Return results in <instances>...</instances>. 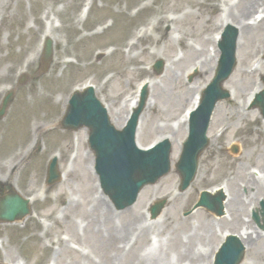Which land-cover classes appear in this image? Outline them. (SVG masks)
Segmentation results:
<instances>
[{
	"label": "rangeland",
	"instance_id": "obj_1",
	"mask_svg": "<svg viewBox=\"0 0 264 264\" xmlns=\"http://www.w3.org/2000/svg\"><path fill=\"white\" fill-rule=\"evenodd\" d=\"M84 1L0 0V41L11 48V63L8 68L0 66V76H14L7 86L15 91L0 119V164L16 162L17 166L13 175L0 167V190L12 185L21 195L30 196V186L33 195L31 214L19 222L0 223V264H98L116 251L114 243L107 242L106 231L127 223L136 211L140 217L131 222L138 220L149 228L135 240L133 253L163 249L173 264H212L208 253L212 257L224 231L263 234L264 181L256 180V189L248 179L252 170L264 169V118L248 98L263 82L264 58L258 65L254 59L264 54V22L243 38V45L240 39L228 87L227 79L223 82L238 105L234 97L217 104L213 126L216 132L223 127L225 133L216 134L200 154L189 187L178 190L179 175L172 168L155 184L145 186L132 206L123 210L112 206L113 219L108 221L97 207L101 190L87 129L71 131L60 126L74 86L90 81L112 124L120 128L135 85L148 80L137 140L147 146L161 135L171 136L179 143L175 156L170 154L176 162L187 134V126L177 124L214 73L218 48L213 35L227 21L238 24L228 15L240 11L246 1L92 0L89 15L80 18ZM259 1L255 7L263 2ZM137 27H143L142 34L140 30L130 37ZM45 33L53 40L51 61L44 67L37 56L27 80L18 85L15 75L25 69L22 54L28 46L40 52ZM157 60L163 62L158 72L152 68ZM17 63L21 65L16 67ZM25 100L31 106L21 110ZM18 141L25 154L19 162L13 154ZM54 154L65 175L47 186V163ZM171 175L174 179L168 178ZM227 180L232 181L231 194H240L235 212L227 205L225 217L203 207L192 210L202 190L223 186ZM164 196L168 202L157 217L149 219L150 206ZM253 212L259 223L252 219ZM263 243L264 238L259 246L245 248L242 262L264 264Z\"/></svg>",
	"mask_w": 264,
	"mask_h": 264
},
{
	"label": "water",
	"instance_id": "obj_2",
	"mask_svg": "<svg viewBox=\"0 0 264 264\" xmlns=\"http://www.w3.org/2000/svg\"><path fill=\"white\" fill-rule=\"evenodd\" d=\"M223 37L225 38L220 43L222 55L215 77L203 91L199 108L191 115L190 137L184 144L180 160L176 164L181 178V190L186 188L192 180L198 156L208 144L203 132L208 125L215 103L229 96V93L222 88V83L229 77L235 66L236 33L235 31L228 35L225 33ZM50 55L49 44L44 56L46 62L50 59ZM155 68L157 70L161 68V63L157 62ZM10 98L4 100L0 115L4 113ZM255 105L264 117V91L257 97ZM142 108L141 103L136 110L135 120L132 119L124 130H117L110 124L105 109L95 98L94 93L87 91L72 98L62 121L63 128L73 130L81 126L89 128V143L97 158L96 169L107 184L105 192L110 195L117 208L129 205L143 184L153 183L169 171V145L158 147L150 152H141L134 147L136 117ZM57 177L58 174L54 170V179ZM3 201L1 205L5 208L0 206V218L4 220H13L28 213L25 202L18 196L16 198L7 197ZM217 202V206L213 204L208 206V196L202 194L199 204L220 213V201ZM161 207L162 205H156L152 208L153 216L159 212ZM223 250L216 264H238L242 259V250L235 245L227 244Z\"/></svg>",
	"mask_w": 264,
	"mask_h": 264
},
{
	"label": "bare ground",
	"instance_id": "obj_3",
	"mask_svg": "<svg viewBox=\"0 0 264 264\" xmlns=\"http://www.w3.org/2000/svg\"><path fill=\"white\" fill-rule=\"evenodd\" d=\"M245 1H246V4L243 3L242 6L239 7V8H241L240 9L241 12L239 10H237L235 12L232 11L233 13L231 12L228 15L232 19L237 20V22H238V24H236V23H233L232 21H227V23H232L238 28V31H239L238 35L239 36H238V44L237 45H240V42H241L240 39H242L241 45H243V38H246L247 34L248 33L250 34V31H252V29H253V28H250L251 26H249L247 23L243 24L241 22V19L243 22H245V20H247V18H245L247 16V15L245 16V13H247V12L250 13L249 12L250 8H252V10H251V13H252L256 8L254 6V4L255 3L257 4L259 2V0H245ZM90 4H92V2ZM89 12H90V9L87 12V16L89 15ZM11 17H9V19ZM1 26H2V24H0V27ZM255 27H257V26H255ZM16 28L17 27H15V29ZM215 38H216V36H215ZM11 46H13V43L11 44ZM10 50H11V48H10L9 43H7V44L3 43L2 44L0 41V66H4V64H5L6 66L4 68H8V65L11 63V58L9 57ZM29 51H30L29 57L27 58V64L28 65L37 56V52H35L34 50L32 51L29 46L25 49L24 54L28 53ZM11 77L12 76L10 74L2 76L0 78V85L10 82ZM229 83H230V80H227V82L225 83L227 87H228ZM258 89H261V90L264 89V83L263 82L259 84ZM230 94H231L230 98L234 97V99H232L234 102V105L237 106L238 103L235 99V96L233 95V91L232 92L230 91ZM196 101H197V97H195V99H194L193 106L195 105ZM241 103H244V101H242ZM29 106H31V103L29 102L27 104L26 100H25L21 104V107H22L21 110L27 109V107L29 108ZM251 113L249 112V113H247V115H250ZM128 115H129V112H127V115L124 118V120L127 119ZM185 119H186V117H185ZM213 121H214V116H213V119L211 121L212 123L210 125V128L208 129V135L210 137V140H209L210 143L214 142L216 139L215 138V136H216V134H215L216 125L213 126L214 125ZM184 122H187V121L184 120ZM181 125H183V124H177L178 127H180ZM137 132H138V130H137ZM224 133H225V131L222 133V135L220 137H222L224 135ZM160 138H168L170 140V142L172 143V146H173L172 152H173V155L175 156L177 149H178V146H179L178 141L176 139H173L171 136H166V135H162V136H160ZM21 143L22 142H19L18 145L13 148V150H14L13 154L15 155V157H17L16 158L17 162L22 161L24 159V156H25V154H23V151L20 150V148H19ZM2 144H3V142H2V140H0V154L3 153L2 148H1ZM25 151L27 152L28 150L26 149ZM216 152L217 151L215 150V153ZM174 164H175V161L170 162V167L173 169L175 168ZM0 167L5 172H7L9 174H14V172L17 169L16 162H12L10 164H6L3 166H2V164H0ZM62 175L64 176L65 173L63 172ZM168 178L174 179L172 175L169 176ZM246 178H248V177L246 176ZM249 178L250 179H248V182L251 183V186H252L251 188H254L253 186H255V188L257 189V187H259V184L258 185L256 184V180L257 179L260 180V178H261L262 181H264V171L260 172V171L256 170V171H253L252 173L250 172ZM237 187H238V185H237ZM219 189H224L221 191H223V194L225 196V200L223 201L225 210H226V205H227L230 209H232V211L235 212L237 203L240 204V202H239L240 194L239 193L231 194L232 193L231 189L234 190L233 185H232V181L227 180L225 185H224V188L219 187ZM147 190L148 189L146 188L145 192ZM215 190H216L215 187L209 189L210 193H214ZM256 193L257 192H254V195H256ZM144 195H145V193H143V192L140 194L141 197ZM97 207L100 208L101 211L105 214V218L108 221H111L113 219V217L111 216L112 204H111L110 200L107 198V196H105L104 194L101 195L100 199H98V201H97ZM225 212H227V211H225ZM139 217H140V215H139V212H137V211L135 213H133V215H132V219L133 218L139 219ZM223 217H225V215ZM149 219H151V218L149 217ZM131 220L128 221L127 223L120 225L119 227L116 226V227H113V228L106 231L105 238L107 239V242H109V245L112 242L114 243L116 251L114 252V254L112 256H110L109 258L103 260L102 262H100L98 264H173L172 261L169 260V258L167 257V255L163 249H159L157 251H145L142 254L133 253L132 247L135 244V240L140 236H145L149 227L144 226L142 224L139 225L140 221H138V220H134V222H131ZM221 220H224V218L221 217ZM99 233H102V232L100 231ZM228 233H230V232L224 231L221 234L220 238L221 239L224 238ZM156 234L160 235V233H158V232ZM235 234L239 237V239L241 240V242L245 248H251L254 245L259 246L262 243L263 238H264V233L261 234V232H258L256 230L246 231L243 234H238V233H235ZM263 246H264V243H263ZM261 247H260V249L263 252V249ZM215 248H217V246ZM212 250H213V248H212ZM198 255L200 257L201 253H199ZM203 257L204 256H202V258ZM208 258H209V260L211 259V252H210V254L208 253ZM128 260H132V261L130 262ZM241 264H247V263L241 262Z\"/></svg>",
	"mask_w": 264,
	"mask_h": 264
}]
</instances>
